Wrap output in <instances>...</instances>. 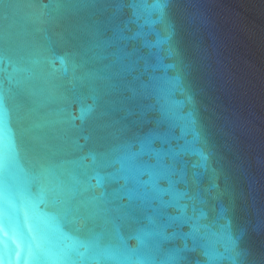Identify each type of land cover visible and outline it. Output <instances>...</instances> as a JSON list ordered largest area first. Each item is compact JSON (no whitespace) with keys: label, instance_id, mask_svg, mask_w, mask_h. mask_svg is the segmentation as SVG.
Segmentation results:
<instances>
[{"label":"water","instance_id":"obj_1","mask_svg":"<svg viewBox=\"0 0 264 264\" xmlns=\"http://www.w3.org/2000/svg\"><path fill=\"white\" fill-rule=\"evenodd\" d=\"M4 12L0 264H264V0Z\"/></svg>","mask_w":264,"mask_h":264},{"label":"snow or ice","instance_id":"obj_2","mask_svg":"<svg viewBox=\"0 0 264 264\" xmlns=\"http://www.w3.org/2000/svg\"><path fill=\"white\" fill-rule=\"evenodd\" d=\"M4 3V0H0V4ZM0 15L7 16V13H0ZM8 121V109L5 106L3 96H0V159L3 158V154L8 147L10 141L9 135V128L7 126ZM122 171H125L128 176L126 178H135V170L131 167H124L122 165ZM97 185L101 186L103 183V178L97 176ZM89 187L91 185L89 184ZM34 239V238H33ZM11 241L12 243L16 244L17 249L20 248V243L18 242V237L16 236L15 232L10 234L7 215L4 212L3 208L0 207V261L7 260L9 258L8 254V243ZM16 257L19 258V251L15 253ZM31 255V253H30ZM52 258V257H48ZM56 259H71L68 255L63 256H56Z\"/></svg>","mask_w":264,"mask_h":264},{"label":"clouds","instance_id":"obj_3","mask_svg":"<svg viewBox=\"0 0 264 264\" xmlns=\"http://www.w3.org/2000/svg\"><path fill=\"white\" fill-rule=\"evenodd\" d=\"M240 255V253H237V256H239ZM234 264H235V258H234Z\"/></svg>","mask_w":264,"mask_h":264}]
</instances>
